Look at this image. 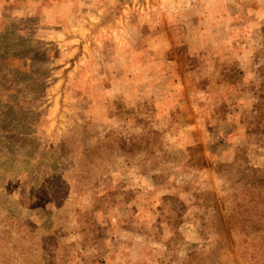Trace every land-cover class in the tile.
I'll use <instances>...</instances> for the list:
<instances>
[{"label": "rangeland", "instance_id": "rangeland-1", "mask_svg": "<svg viewBox=\"0 0 264 264\" xmlns=\"http://www.w3.org/2000/svg\"><path fill=\"white\" fill-rule=\"evenodd\" d=\"M0 264H264V0H0Z\"/></svg>", "mask_w": 264, "mask_h": 264}, {"label": "trees", "instance_id": "trees-1", "mask_svg": "<svg viewBox=\"0 0 264 264\" xmlns=\"http://www.w3.org/2000/svg\"><path fill=\"white\" fill-rule=\"evenodd\" d=\"M230 229L232 230V227Z\"/></svg>", "mask_w": 264, "mask_h": 264}]
</instances>
